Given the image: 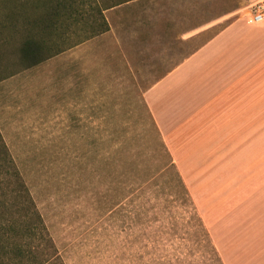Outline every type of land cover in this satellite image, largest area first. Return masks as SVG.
Instances as JSON below:
<instances>
[{
  "label": "rangeland",
  "instance_id": "1",
  "mask_svg": "<svg viewBox=\"0 0 264 264\" xmlns=\"http://www.w3.org/2000/svg\"><path fill=\"white\" fill-rule=\"evenodd\" d=\"M256 2L131 0L104 10L110 29L90 40L64 28L69 48L33 67L19 43L0 45V226L33 200L63 264H264V150L240 151L255 133L239 122L264 117V56L246 55L229 98L196 77L152 108L145 98ZM152 110L180 118L175 141L197 153L174 157Z\"/></svg>",
  "mask_w": 264,
  "mask_h": 264
},
{
  "label": "trees",
  "instance_id": "2",
  "mask_svg": "<svg viewBox=\"0 0 264 264\" xmlns=\"http://www.w3.org/2000/svg\"><path fill=\"white\" fill-rule=\"evenodd\" d=\"M129 1L103 0L102 7L100 0H0V3H11L5 13L10 22L2 25L1 32L8 28L9 33H12V37L1 39L0 45L19 43V62L27 67L37 66L69 48L66 45L69 38L65 36L64 28L81 23L85 26L83 28L91 30V34L77 43L90 40L110 29L104 10ZM26 7L31 8L32 14L24 16ZM1 58L4 59L2 52ZM32 201L24 206L27 209L20 222L16 220L9 223L6 225L8 229L0 226V264H63L47 226L39 211L34 208V203L31 204Z\"/></svg>",
  "mask_w": 264,
  "mask_h": 264
},
{
  "label": "crops",
  "instance_id": "3",
  "mask_svg": "<svg viewBox=\"0 0 264 264\" xmlns=\"http://www.w3.org/2000/svg\"><path fill=\"white\" fill-rule=\"evenodd\" d=\"M247 54H252L254 58L256 57V60H260L264 56V22L255 23L248 17H240L235 19L211 40L202 45L193 54L185 58L180 64L154 83L145 93L146 102H148L150 108H152V101L155 98H164L167 88L173 83L176 81L177 83L185 81L182 83V86H180L179 90H181L183 86L189 84V80H195V77L198 91L205 85L206 89L203 93L209 92L216 96L223 92V94L227 95L226 97L229 98L231 89L237 83H242L244 80L246 81V79L242 77H244L246 69L251 68L253 65L250 59L249 61L244 60ZM190 67L194 69L193 73L188 71V74H186L184 70ZM31 76L33 77L35 74ZM209 88L214 90L210 91L208 90ZM176 91H178V89ZM185 91L186 95H184V98L187 97V93L190 89L185 88ZM235 106L237 107V105ZM152 112L166 144L170 149L174 150V157L181 160L184 154L185 156H190L197 153L196 151H185V146L183 147L175 141V133L171 131V128L174 120L178 123L180 118H176L175 116L172 118V121H170L167 119V116L158 117L153 110ZM256 115L258 118L256 121H254V119L252 121L248 120L247 122L239 121L241 124L240 130H244L246 133H255L240 150H249L246 154H249L251 158L253 157V151H258L259 153V151L264 150V117L259 119L258 112H256ZM251 118H253V116ZM251 124L254 125L253 129L248 130ZM257 133L259 136L255 137ZM220 142H224V140ZM182 151H184V153H182ZM247 155H242L234 159H226L234 163L238 159H245Z\"/></svg>",
  "mask_w": 264,
  "mask_h": 264
},
{
  "label": "built area",
  "instance_id": "4",
  "mask_svg": "<svg viewBox=\"0 0 264 264\" xmlns=\"http://www.w3.org/2000/svg\"><path fill=\"white\" fill-rule=\"evenodd\" d=\"M250 17L255 23L264 22V0H260L250 6Z\"/></svg>",
  "mask_w": 264,
  "mask_h": 264
}]
</instances>
